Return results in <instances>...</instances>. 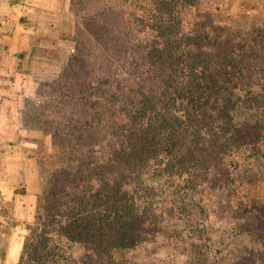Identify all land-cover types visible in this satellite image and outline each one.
<instances>
[{
	"label": "rangeland",
	"instance_id": "1",
	"mask_svg": "<svg viewBox=\"0 0 264 264\" xmlns=\"http://www.w3.org/2000/svg\"><path fill=\"white\" fill-rule=\"evenodd\" d=\"M57 2L51 22L32 34L30 65L21 66L24 90L10 89L9 77L0 79V264H264V75L251 86L255 105L239 89L249 84L239 79L225 91L229 104L233 96L240 98L243 112L221 106L216 118L208 113L198 122L203 135L196 143L209 158L198 163L199 153H189L192 166L126 169L122 179L109 165L102 175V159L112 157L117 140L96 123L87 124L111 93L141 90L149 84L145 75L159 77L146 61L158 41L150 29L157 16L134 7H172L166 10L178 27L172 45L191 36V43L203 40L210 55L223 48L243 54L250 47L259 72L264 0ZM85 90L87 96L78 94ZM219 120L232 122L233 132L249 139L228 158L222 155ZM86 126L87 138L79 131ZM56 190L62 199L53 206ZM73 196L88 202L78 203L82 232L68 225ZM119 197L133 210L115 226ZM102 218L107 222L100 228ZM125 233L130 239L121 244Z\"/></svg>",
	"mask_w": 264,
	"mask_h": 264
},
{
	"label": "trees",
	"instance_id": "2",
	"mask_svg": "<svg viewBox=\"0 0 264 264\" xmlns=\"http://www.w3.org/2000/svg\"><path fill=\"white\" fill-rule=\"evenodd\" d=\"M168 8L172 11V7H134V10L144 9L147 13L151 12L157 16L154 24L150 25V29L156 33L158 41L149 49L146 61L148 66L159 69L157 70L159 77L151 78L150 75L144 74L145 79L146 77L149 79V84L147 82L149 90H146L147 86H145L141 90L134 91L132 88H128L124 93L121 91L111 93L107 103L98 107L99 111L94 115L95 119L87 121V124L96 123L99 128L109 131L114 140H117V145L112 149V157L102 159V164H104L100 170L102 175H106L103 172L109 165L114 169H119L120 173H123L121 178L124 179L127 178L126 169L138 172L145 168L146 170L156 168L163 163L173 166L195 165V160L187 157L189 153L193 155L199 153L197 154L200 157L198 163L203 157L209 158L208 154L202 155L201 153L205 151L203 145L196 143L197 138L203 135L202 125L198 122L204 121L208 113L211 119L216 118L214 116H218V113L215 111L217 107L221 106H234L238 115L243 112L240 107L243 102H238L240 98L233 96L230 104L227 101L229 97L226 98L228 90H225L233 81L245 80V83L249 84L248 91L239 89L245 90L250 95L249 97L253 100L250 104H256L254 102L256 96L252 92L251 86H257L258 83L255 82H257L258 75H264V70L259 69V72H254L255 57L248 54L251 52L250 47L243 54L240 51L227 53V50L223 48L210 55L205 51L204 46L202 47L203 40H200L199 43H191V36H187L185 40L179 39L176 45H172L173 35L178 32V27L175 22L176 17L171 15L167 17L166 10ZM207 34L211 35L212 33L208 32ZM192 44L199 48L202 47V49L193 48ZM78 94L84 96L87 91ZM104 94L105 91H103ZM83 96L79 98L82 99ZM91 108L95 110V108ZM225 116L227 120L228 114L226 113ZM217 126L222 127L219 133L216 131V134L218 133L220 140H224L222 146H226V149L223 150L222 155L225 158L234 152L238 154L242 148L239 145L241 142H249L245 133L233 132L232 122L226 121L223 124L219 120ZM208 128H206V133ZM90 129L89 126H86L79 131L84 133V137L87 138L90 136ZM231 136H234L232 141H230ZM213 145H215L214 142ZM177 152L180 155H177ZM183 158L185 159L183 160ZM110 181L112 182L113 179ZM51 195L56 196L53 206L62 199L57 190ZM74 198L76 201L75 213L70 215L71 223L68 225H76L74 231L82 232L84 223L78 219L79 214H82L83 211L80 204L86 207L88 202L80 197ZM116 206L115 213L117 214L113 223L118 226L124 218L129 217L133 209L122 206L120 197ZM127 214L129 215L127 216ZM98 220L100 228L107 222L106 218ZM86 236L90 237V235ZM120 238H122V243L120 240L119 244H125L130 239L128 233L122 234ZM52 264L57 263L53 261ZM68 264H82V262Z\"/></svg>",
	"mask_w": 264,
	"mask_h": 264
},
{
	"label": "crops",
	"instance_id": "3",
	"mask_svg": "<svg viewBox=\"0 0 264 264\" xmlns=\"http://www.w3.org/2000/svg\"><path fill=\"white\" fill-rule=\"evenodd\" d=\"M25 2L23 6L22 3H12L9 0L0 2V49L4 51L0 53V79L9 77L8 86L16 92L25 88L23 83L25 73L21 66L28 65V60L31 59L32 34L35 30H41L44 22H51L52 19L48 16H54L52 11L58 6L57 0ZM22 16H27V19H22ZM25 20L28 22L25 23Z\"/></svg>",
	"mask_w": 264,
	"mask_h": 264
}]
</instances>
